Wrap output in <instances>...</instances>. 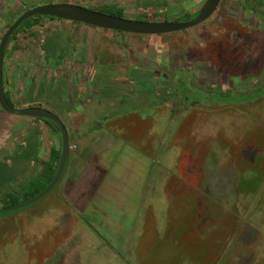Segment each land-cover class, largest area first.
<instances>
[{"label": "rangeland", "instance_id": "obj_1", "mask_svg": "<svg viewBox=\"0 0 264 264\" xmlns=\"http://www.w3.org/2000/svg\"><path fill=\"white\" fill-rule=\"evenodd\" d=\"M204 1L0 0V40L22 2L181 23ZM6 50L15 108L58 117L70 156L47 198L0 217V264H264V0H219L155 35L42 20ZM182 81L209 102L162 99ZM52 146L44 122L1 110V203L26 201L42 166L25 155L46 161Z\"/></svg>", "mask_w": 264, "mask_h": 264}, {"label": "water", "instance_id": "obj_2", "mask_svg": "<svg viewBox=\"0 0 264 264\" xmlns=\"http://www.w3.org/2000/svg\"><path fill=\"white\" fill-rule=\"evenodd\" d=\"M218 3L219 0H206L200 9L198 17L192 22L185 24L177 22L152 23L138 21L135 19L120 18L68 3H50L33 7L17 17L11 24V26L5 31L0 40V108L4 112L11 115L41 117L54 120L59 125L62 133V155L54 178L47 186V188L36 197L22 202L21 204L6 209H0V217L8 216L21 210L27 209L43 200L59 183L61 177L64 174L68 157V136L67 130L62 121L56 118L48 110H45L41 107H31L29 109L14 108L9 105L4 95L2 68L6 44L10 35L24 20L32 16H40L48 19L50 18L74 23H81L95 28L109 29L130 34L155 35L172 33L184 28L188 29L202 23L212 14Z\"/></svg>", "mask_w": 264, "mask_h": 264}, {"label": "trees", "instance_id": "obj_3", "mask_svg": "<svg viewBox=\"0 0 264 264\" xmlns=\"http://www.w3.org/2000/svg\"><path fill=\"white\" fill-rule=\"evenodd\" d=\"M22 4L26 6V9H25L24 12H26L27 10L33 8L31 6L26 5L25 2H22ZM84 8H87V7H84ZM88 9H92V8H88ZM92 10H95V11H98V12H101V13H105V14H108V15H111V16L120 17V18H123V14H124L123 10L118 8V7H116V6H115V12H113V13L104 11L105 9H92ZM23 13H19L16 17L13 16V15L7 16L5 19L6 20H10L9 21L10 23L7 24V29L11 26V24L15 21V19L17 17H19ZM197 17H198V14L195 17H193L192 19H190L189 21L181 22V23L185 24V23L192 22ZM42 20H56V19H50V18L48 19V18H43V17H40V16H32V17H29L28 19L24 20L16 28V30L10 35V37H9V39L7 41V44H6L5 54L7 52L6 49H7L8 44L12 40H14L15 36L18 33L24 32V31H26L28 29H31L32 27L36 26ZM185 29H187V28H184L182 30H185ZM5 54H4V59H5ZM4 59H3V68H2V81H3V87H4V95H5V98H6L7 102L9 103V105L15 108V106H14L12 100H11V92L7 88H5V76H4L5 61H4ZM180 85L182 87H180L178 85H176V87H175V85L171 86L170 84H168L162 99L165 100L167 98V99L172 100V102H174L176 100L174 99L175 97H173L174 96L173 92L174 93L175 92H179L178 95L180 96L179 97L180 100L185 102L188 99H191L192 100V104L191 105L206 104L207 102H209L206 99H203L201 97V95L199 94V90L198 89L191 88L190 86L187 85V83H184L183 81L180 83ZM173 87H174V89H173ZM240 95H241L240 99H239L240 103L248 102V100L252 97L249 92L248 93L247 92H241ZM219 98L220 99H226V100H228V99L232 100V94H230V95H221V94H219ZM209 104L212 105L211 103H209ZM31 107L32 106L28 105L26 108H23V109H29ZM51 114H53V113H51ZM33 118H36L39 121H43L50 128L51 135L52 136H56L57 139L59 140V146H52L50 148L49 156H48L47 160L43 161V162L40 161L39 159H37V160L33 159L32 160V159H30L29 155H25V157H26L25 159H27L29 161H33L34 165L41 164V166H42L41 169L35 171V177L32 180H30L29 185H27L24 189L22 188L23 189V200L25 199L26 201L29 198L36 197L38 194H40L51 183V181L54 178V175L56 173V170H57V167H58L61 155H62V150H61L62 133H61V130L59 128V125L54 120L49 119V118H41V117H33ZM56 118H58V117H56ZM67 136H68V134H67ZM20 156H22L21 152L16 154V156L14 157L15 160H18V158H20ZM69 156H70V154H69V146H68V157H67L66 168H65L63 176L65 175L66 170H67V166H68V162H69ZM63 176L61 177V179L63 178ZM61 179H60V181H61ZM57 186L58 185H56V187ZM56 187L45 198H47L56 189ZM5 197L6 198L4 199V201L2 203L0 202V209H6V208H9V207H12V206L20 204V203H18L19 201L13 195L5 194ZM66 201L67 200L63 201L62 203L65 204ZM66 205L71 209L72 212H74L73 207H71L69 204H66ZM24 210H21L19 212H22ZM17 213L18 212L13 213L11 215H15ZM11 215H8V216H11ZM82 219L87 225L92 226V224L86 218H82Z\"/></svg>", "mask_w": 264, "mask_h": 264}, {"label": "crops", "instance_id": "obj_4", "mask_svg": "<svg viewBox=\"0 0 264 264\" xmlns=\"http://www.w3.org/2000/svg\"><path fill=\"white\" fill-rule=\"evenodd\" d=\"M134 1H136V7L140 10V9H142L143 10V8L144 7H141L140 8V6H141V3H144L145 1H147V0H134ZM140 1V2H139ZM147 3V2H146ZM116 6V5H115ZM117 7V6H116ZM7 14H5V18L7 17V16H9V14L6 16ZM6 88V87H5ZM0 114H1V108H0ZM43 122V121H42ZM45 124V123H44Z\"/></svg>", "mask_w": 264, "mask_h": 264}, {"label": "flooded vegetation", "instance_id": "obj_5", "mask_svg": "<svg viewBox=\"0 0 264 264\" xmlns=\"http://www.w3.org/2000/svg\"><path fill=\"white\" fill-rule=\"evenodd\" d=\"M205 1H206V0H205ZM205 1H204V2H205ZM204 2H203V4H204ZM203 4L201 5V7L203 6ZM200 9H201V8H200ZM200 9L198 10V14H199V12H200Z\"/></svg>", "mask_w": 264, "mask_h": 264}]
</instances>
